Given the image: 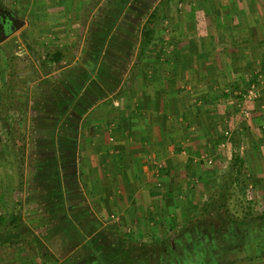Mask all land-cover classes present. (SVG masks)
<instances>
[{
    "label": "crops",
    "instance_id": "obj_1",
    "mask_svg": "<svg viewBox=\"0 0 264 264\" xmlns=\"http://www.w3.org/2000/svg\"><path fill=\"white\" fill-rule=\"evenodd\" d=\"M96 4L98 0H0L1 7L14 12L34 10L32 17L24 16L20 24L12 19L17 28L8 36L0 32V264H52L49 256L53 249H79L74 240L80 238L82 244L81 232L90 225H77L73 216L84 221L98 215L116 218L121 221L117 225L134 222L138 209H151L154 197L161 195L152 178L157 164L163 166L160 180L165 189L161 188V193L167 195L168 204L192 202L201 191L196 189L206 185L208 178L212 187L219 180L224 184L222 177L211 172L228 168L233 153L242 149L229 131H233L236 111L253 109L258 118L246 126L264 125V107L251 100L241 104L230 94L247 78L264 89V2L240 3L237 19L234 12V16H226L229 3L204 6L215 8L219 16L205 11L207 18L197 17L192 29H185L184 46L182 42L175 49L162 51L167 63L145 67L144 82H137L134 76L132 82L117 80L116 74L122 76L133 65L126 70L115 52L105 50L92 64H84V59L71 62L73 52L79 58L85 53L81 49L71 52L67 39L73 40L75 27L90 24L87 12L83 16L81 10ZM74 9L79 11L74 14ZM28 24L31 32L22 39L27 42L29 65L19 67L6 46L11 34ZM43 25L64 32L66 41L46 53L59 52L62 64L49 62L44 54L49 64L46 70L37 58L40 48L35 46L42 39ZM42 99L47 106H41ZM43 124L48 134L42 130ZM242 129L250 132V140L258 141L261 136L264 141V135H258L254 127ZM242 129L234 133L242 134ZM257 145L256 153L264 155V145ZM27 152L45 158L36 160L32 168L39 170L29 177L22 173L26 162L22 165L17 160L18 153ZM206 168L213 170L205 174L207 178L201 174ZM14 216L19 220L11 225ZM41 216L48 219L45 226L55 234L54 241L21 235H37L42 228L23 227L20 220ZM37 249H48L49 256ZM29 251L34 252L32 258ZM67 259V264H74L73 260L99 264L97 258H75L72 253Z\"/></svg>",
    "mask_w": 264,
    "mask_h": 264
},
{
    "label": "rangeland",
    "instance_id": "obj_2",
    "mask_svg": "<svg viewBox=\"0 0 264 264\" xmlns=\"http://www.w3.org/2000/svg\"><path fill=\"white\" fill-rule=\"evenodd\" d=\"M251 1L254 3L264 2V0H98L99 4H96L94 8L81 10L83 16L87 12L86 17L90 19V24L75 27L73 32H77V34L72 41L69 39L67 42L64 41L65 39L62 38L64 32L54 31V26L48 28L47 25H43L41 27L44 29L41 33L42 39L35 44L40 48L41 54L37 58H40L42 68L46 70L45 68H49V64L45 62L44 54L49 51L53 52L65 42L69 48H72L71 52L75 50L78 53L80 52L78 50L81 49L83 55L85 53L82 58H79L73 52V56L70 58L71 62L75 60L76 63H81V60L84 59V64L86 62L92 64L99 58V54H104L106 51L110 54L115 52L119 56L118 60L121 59L125 62L126 70L130 64L133 65L128 72L122 73L123 77L116 74L119 78L117 80L132 82V76H134L137 82H144L145 67L151 63L153 65L167 63L166 55L163 56V50L175 49L176 45L182 42H184L182 43L184 46L186 44L185 37L188 35L186 30L192 29V22L194 23L197 17L205 19L208 17L204 13L205 11H212V14L217 12L215 8L208 10L204 9V6L213 7L214 4L227 5L229 3L231 7H229L226 16L235 15L237 19L239 14L237 9L241 6L240 3ZM155 10L152 39L142 49L140 33L143 25ZM1 11L6 12L18 24L24 21V16H31V13L34 12V10H29L28 13V10H15L14 12L13 9L0 6ZM78 11L79 9H74L73 13ZM242 12H244L243 9L240 10V13ZM215 15L216 17L219 16L218 14ZM177 23L180 24L179 27ZM21 26V31L19 29L11 34V39L6 46L9 48L12 61L20 65L19 67L29 65L27 60L29 58L26 54L27 42L22 38L23 36L26 38L25 34L31 32L32 28L30 24ZM81 28L82 30H80ZM80 32H85V34L83 33L82 36ZM54 38L56 39L54 40ZM191 45L189 43L187 47L191 48ZM135 68L139 70L136 73L133 72ZM241 83V88L237 87L234 92H230L231 95L233 94L232 97L242 104L243 100H246L242 99V95H245L253 87L258 92V98L253 102L257 101L258 107L259 105L264 107V89L261 90V87L255 86L249 78L244 79ZM45 102L42 99L41 106H47L44 104ZM248 111L247 117L242 114V111L239 114L236 111V115L233 117L231 126L234 128L233 131L230 129L229 131L235 134V141L239 140L243 146L242 149L238 147L233 153L232 162L228 168L215 170L216 173L211 168L201 171L203 172L202 175L213 171L211 173L222 177L224 184H219L221 182L219 180L217 185L212 187V180L208 178L209 181L203 186L205 190L203 187L201 189H196L193 185L190 187L193 194L201 190L196 193L195 200L188 203L176 201L174 205H170L167 195L161 193V188H164L163 183H161L163 166L160 167L161 164H157V168L152 170V178L155 188L160 190L158 192L161 195L154 197L155 202L152 200L154 204L152 203L151 209L147 211L138 209L141 216L138 212L134 222L129 224L124 221V223L117 225L116 222L121 221H116V218L111 219V217L98 215L94 216L93 220L91 218L86 220L85 218L84 221V218L82 219L80 216H73V219L78 223H76L77 225L80 226L82 222L90 225V227L85 225L84 228L88 230L81 232L84 237L82 244L79 243L80 238L74 240L78 241L76 246H79V249L73 248L69 251L68 247L64 250L53 249L54 251L50 256L48 249H37V251L39 250L43 256L51 257L52 264H67V258L71 253L75 258L80 255L97 258L99 264L101 262L103 264H257V262L264 260V220L255 217L264 210V155H261L260 152L256 153V150L260 148L257 143L264 145V141L261 136L258 141L250 140L247 137V133L249 135L250 132L246 133L245 129H242L243 127L248 129L254 127L258 135H264V125L261 124L259 128L254 125L247 127L248 121L258 118V116H254L253 109ZM44 126L43 124L42 130L48 134ZM48 127L47 125L46 128ZM238 129L243 130V136L234 133ZM255 131H252L254 136H256ZM18 156L17 160L21 161L22 165L26 162L24 165L28 166L23 165L22 170L26 177L39 170L32 168L35 162H38L36 160H45L42 155L41 158H38L28 152L18 153ZM34 156L35 161L32 164ZM149 160L153 163L151 158ZM242 161L244 164L243 166L240 165L241 169L238 172V164ZM206 165L209 166L208 163ZM205 177L208 176L205 175ZM21 206L23 207V204ZM30 218L31 221H28L29 218L24 217L23 220L19 221V225L23 227L26 224L41 226V231L37 235L34 232H23L21 235L24 234L26 238L33 240L36 238L42 242H47L50 239L51 241L55 240V234L49 232L45 226L49 223L45 216ZM59 218L63 219V217ZM112 220H115V224L108 225ZM98 222L104 225L101 224L96 227ZM58 239L57 237L56 240ZM80 246L85 248L80 249ZM32 251L35 252L36 249ZM32 251H29L31 258L34 253ZM71 258L68 261L71 262ZM73 263L77 264L75 260Z\"/></svg>",
    "mask_w": 264,
    "mask_h": 264
},
{
    "label": "trees",
    "instance_id": "obj_3",
    "mask_svg": "<svg viewBox=\"0 0 264 264\" xmlns=\"http://www.w3.org/2000/svg\"><path fill=\"white\" fill-rule=\"evenodd\" d=\"M156 15V10L153 11V13L150 15L146 23L143 25L141 33H140V46L143 49L144 46L149 44L152 39V34H153V20L155 19ZM46 59L49 62H52L53 64H62V55L59 52H55L53 54H46ZM240 164V163H239ZM240 169L238 168V172ZM258 219L264 220V211H261L259 214H257ZM19 218L14 216L11 218L10 224L11 225H16L18 223ZM165 242V241H164Z\"/></svg>",
    "mask_w": 264,
    "mask_h": 264
},
{
    "label": "water",
    "instance_id": "obj_4",
    "mask_svg": "<svg viewBox=\"0 0 264 264\" xmlns=\"http://www.w3.org/2000/svg\"><path fill=\"white\" fill-rule=\"evenodd\" d=\"M0 32H2L3 36H8L11 32L16 30V25L12 18L8 16L4 11L0 12Z\"/></svg>",
    "mask_w": 264,
    "mask_h": 264
},
{
    "label": "built area",
    "instance_id": "obj_5",
    "mask_svg": "<svg viewBox=\"0 0 264 264\" xmlns=\"http://www.w3.org/2000/svg\"><path fill=\"white\" fill-rule=\"evenodd\" d=\"M243 98L251 101L256 100L258 98L256 89H254L253 87L249 89L245 95H242V99ZM242 114L247 117L249 115V111L246 109H242Z\"/></svg>",
    "mask_w": 264,
    "mask_h": 264
},
{
    "label": "flooded vegetation",
    "instance_id": "obj_6",
    "mask_svg": "<svg viewBox=\"0 0 264 264\" xmlns=\"http://www.w3.org/2000/svg\"><path fill=\"white\" fill-rule=\"evenodd\" d=\"M1 15V14H0Z\"/></svg>",
    "mask_w": 264,
    "mask_h": 264
}]
</instances>
